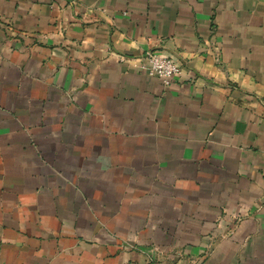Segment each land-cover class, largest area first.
Wrapping results in <instances>:
<instances>
[{"label": "crops", "instance_id": "crops-1", "mask_svg": "<svg viewBox=\"0 0 264 264\" xmlns=\"http://www.w3.org/2000/svg\"><path fill=\"white\" fill-rule=\"evenodd\" d=\"M0 264H264V0H0Z\"/></svg>", "mask_w": 264, "mask_h": 264}, {"label": "built area", "instance_id": "built-area-1", "mask_svg": "<svg viewBox=\"0 0 264 264\" xmlns=\"http://www.w3.org/2000/svg\"><path fill=\"white\" fill-rule=\"evenodd\" d=\"M146 60L147 64H142L140 70L150 77L158 78L165 88H169L182 76V68L171 58L149 52Z\"/></svg>", "mask_w": 264, "mask_h": 264}]
</instances>
